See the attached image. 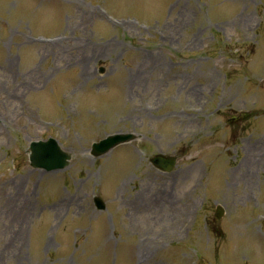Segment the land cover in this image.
Returning <instances> with one entry per match:
<instances>
[{"label": "rangeland", "instance_id": "rangeland-1", "mask_svg": "<svg viewBox=\"0 0 264 264\" xmlns=\"http://www.w3.org/2000/svg\"><path fill=\"white\" fill-rule=\"evenodd\" d=\"M0 264H264V0H0Z\"/></svg>", "mask_w": 264, "mask_h": 264}, {"label": "water", "instance_id": "water-1", "mask_svg": "<svg viewBox=\"0 0 264 264\" xmlns=\"http://www.w3.org/2000/svg\"><path fill=\"white\" fill-rule=\"evenodd\" d=\"M121 138L118 134L110 135L100 143L94 145L93 153L102 154L110 150L121 141ZM32 144L33 152L31 153V160L34 165L54 169L64 167L69 163L71 154L63 150L54 138H49L46 141L33 142ZM176 160L177 156L162 153L154 156L152 161L163 169L170 170L176 164ZM223 212V206L218 205L216 210L217 215L221 216Z\"/></svg>", "mask_w": 264, "mask_h": 264}, {"label": "bare ground", "instance_id": "bare-ground-1", "mask_svg": "<svg viewBox=\"0 0 264 264\" xmlns=\"http://www.w3.org/2000/svg\"><path fill=\"white\" fill-rule=\"evenodd\" d=\"M29 199V198H28ZM140 247H142V246H140Z\"/></svg>", "mask_w": 264, "mask_h": 264}]
</instances>
